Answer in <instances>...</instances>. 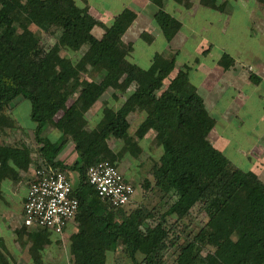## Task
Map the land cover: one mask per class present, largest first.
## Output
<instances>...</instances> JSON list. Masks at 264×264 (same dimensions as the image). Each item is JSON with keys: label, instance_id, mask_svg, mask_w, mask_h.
Returning a JSON list of instances; mask_svg holds the SVG:
<instances>
[{"label": "trees", "instance_id": "16d2710c", "mask_svg": "<svg viewBox=\"0 0 264 264\" xmlns=\"http://www.w3.org/2000/svg\"><path fill=\"white\" fill-rule=\"evenodd\" d=\"M150 1L157 7L154 23L170 41L181 22L164 10V0ZM175 1L190 6L189 0ZM258 1L264 5V0ZM200 2L219 8L215 0ZM23 21L55 27L58 41L41 49L31 33L17 31L16 24ZM98 24L88 7L76 0H0V130L13 128L12 104L29 100L33 132L41 143L39 151L57 166L59 149L42 133L62 110L56 127L73 142L80 159L77 163H82L72 191L78 199L73 219L80 228L70 238L71 262L67 264H105L103 255L118 240L123 241L134 264H162L170 229L166 216L183 220L197 204L206 211V221L182 247L175 264H264V181L255 172L237 167L210 142L214 119L189 80L190 67L184 65L170 75L167 68L175 59L156 52L149 66L142 68L127 59L132 44L124 41L123 35L129 22L115 17L100 37L92 32ZM82 46L86 50L76 63L59 53L62 47ZM90 63L101 74V81L78 83L77 76ZM219 63L226 69L233 59L224 52ZM113 82H118L116 91L124 93L125 100L118 108H103L101 119L85 141L84 114ZM77 90V100L67 106L69 96ZM134 111L145 113L136 134L142 137L154 130L162 148L152 171L155 185L163 194L173 196L153 225L145 223L140 212L125 215L124 207L130 201L114 207L102 199L86 175L88 167L101 159L116 163L117 153L109 148L107 138L129 144V118ZM205 245L214 250L203 256L199 250ZM137 253L143 255V261L136 259ZM32 259L41 264L37 253ZM0 264H9L1 251Z\"/></svg>", "mask_w": 264, "mask_h": 264}, {"label": "rangeland", "instance_id": "374dc122", "mask_svg": "<svg viewBox=\"0 0 264 264\" xmlns=\"http://www.w3.org/2000/svg\"><path fill=\"white\" fill-rule=\"evenodd\" d=\"M91 1H94V5L92 6L93 9L99 12L104 2L102 0ZM189 1V7L171 2V4L169 3L165 7L168 13L178 20L182 19V21L185 22L187 31L188 29L191 30L189 36L190 40L188 42L185 38L186 33H183L180 35V37L182 36L180 40L173 41L166 49L164 47L155 46L166 59H176V61L173 64L171 63L167 68L170 75H174L177 69L181 68L180 65L183 62L182 60H185L187 55L189 56V61H191V59H193L192 56H198L199 53L209 50L207 46H204L203 38L205 36L215 41L219 46V49H217L219 51L232 50L229 46L232 44L234 52L237 55L236 57L239 58L240 62H242L241 58L244 57L246 52L253 51L256 54H261L260 59H253V62L251 60L249 63L257 66L261 64L264 59V5L258 0H215L219 8H214L202 4L200 0ZM80 4L82 5V3ZM93 9L92 13L95 17H98L99 15H96ZM112 15V11H110L109 16L105 15L101 19L105 22H109L112 20ZM122 15L124 20L128 21L131 19L130 13L124 12ZM16 29L18 32L28 31L31 33L34 40H36V44L44 50L53 47L58 41L57 37L59 30L55 27H39L36 24L23 21L22 23L16 24ZM97 35H100V33H97ZM245 36L251 37L252 40H250V44H248V38H244ZM197 38H200V40L198 41ZM133 42L134 41H131L133 45L127 59L136 64L135 59L144 57L142 58L143 64L151 62L150 59H152L151 57L153 56V46L145 45L140 39ZM85 50L86 46H82L79 49H67L62 47L59 53L61 56H66L70 58L73 63H76L82 57ZM92 66L93 65L90 63L87 69L79 73L77 76L78 83H81L83 80L101 81V74L93 70ZM249 67L250 65H248L247 61L242 66L243 69L247 70V75L254 69V66L251 67L252 69ZM252 80L254 81L255 78ZM251 85L252 89H254L253 84ZM117 86L118 82H113L108 86V91L112 92V89L115 88V92H119L116 91ZM258 89H260V86H256L253 93L248 96L247 104L250 107L249 111L248 108H242V106H238L234 110L236 120L239 122L242 119L241 121H243V123H239L240 125L238 127L230 131L231 137L223 139L221 148L226 152L225 155L233 164L243 170H253L259 178L264 181V127H262L264 125V119L262 117L264 108H260L259 105L255 104L256 101H259V99L263 97V95H261V97L258 95ZM114 93L113 97H103L102 95V97L85 112L84 128L87 131L90 132L91 129L96 127L102 117L103 108L105 106H112L114 108L118 106L119 103L118 101L116 102L118 96ZM119 94L123 97L122 94L124 93L119 92ZM77 96L78 90L69 96L66 105L69 106L76 101ZM257 96H259V98ZM29 104L30 102L27 99L23 100V104H20L18 115L20 121L17 122V124L21 126L18 130L21 129V131L27 135V139H24V141L28 140V147L34 150L36 147L34 148L31 145V140L34 139L33 129H28L33 125V121L29 118ZM16 110H18V108ZM62 114V110L55 114V123L59 121ZM144 115L145 113L143 111H134L131 113L129 118V134L133 137L130 136L131 142H129V144L127 141L114 137L107 138V144L113 153H117L115 155V160L124 178L129 183L133 184L135 188L130 202L124 207L123 211L125 215L140 212L141 217H145V223L153 225L168 209L173 200V196H170V194H163L155 185V179L152 175L154 165L158 163L159 157L162 154L161 145L155 138V131L150 129L142 137L136 134V128L144 118ZM229 117L231 116L229 115ZM55 123L48 126V131H51L49 133L50 137L48 138L52 142H55L53 139L56 138H53V135H55V137L57 134L59 135V145H57L59 150L60 147H63L65 144H70L74 147L73 142L65 138L56 127ZM256 124L262 128H259ZM252 125H256L259 128L255 130L254 133L248 130V128H254ZM14 126L15 119L12 129H14ZM214 134L215 133L212 132L209 136L211 143L217 141ZM244 134L247 136L243 137ZM261 135L262 137H260ZM43 136H45V134ZM72 153L74 154L68 155V159L65 157L66 160L63 162L65 165L70 166V168L74 165L77 171V167L82 163H77L80 159L72 163L76 154L75 151ZM62 155L66 156L67 153L64 152ZM71 176V182L73 185H76L78 183L77 179L74 175ZM166 219V225L170 226V229L168 230L166 248L162 251L160 260L162 264H175L182 247H184L187 241H190L192 236L203 227L206 221V211L200 204H197L183 220L174 221L171 215L166 216ZM73 223L75 229L72 232L65 230L61 234L54 233L50 230L43 232L37 228L23 227L21 230L26 229L28 233L26 239H28L27 249L29 250L28 253L30 258H32L33 254L37 253V255L40 256L42 264L70 263V238L80 228L76 219ZM1 248L4 251L1 252L8 259L11 255H8L9 253L6 251L7 249L5 250L3 245ZM213 250L214 247L205 245L202 246L199 251L201 255L206 256L211 254ZM53 256L56 258L54 262L52 261ZM43 257H45V260ZM102 259L105 264H134L126 253V247L122 240H118L112 248L107 250ZM136 259L138 261H143V255L137 253ZM9 264L11 263L9 262Z\"/></svg>", "mask_w": 264, "mask_h": 264}, {"label": "crops", "instance_id": "0c3cea01", "mask_svg": "<svg viewBox=\"0 0 264 264\" xmlns=\"http://www.w3.org/2000/svg\"><path fill=\"white\" fill-rule=\"evenodd\" d=\"M104 3L100 7V11L93 9L94 1L91 0H76L78 4L82 3L81 6H87L90 13L95 11L98 17H95L100 24L95 25L92 29V32L95 36L100 37L104 33V26H109L115 17L123 16L122 14L130 13V20H128V28L123 35L124 41L131 42L136 41L137 39L142 40L145 45L153 46L152 53H160V50H157L156 47H164L165 49L171 45L173 41L180 40V35L186 33L185 38L187 42L190 40L191 30L186 29V24L182 19H179L181 22V27L179 31L172 37L170 41H167L158 26L154 23L153 15L156 12L157 7L150 0H102ZM180 4L175 0H164L163 8L166 11V6L169 3ZM91 3V4H90ZM170 3V4H171ZM112 11V20L109 22H105L102 17L105 15L109 16V12ZM181 11V10H180ZM203 19V18H202ZM100 33V35H97ZM244 38H248V44H250L251 37L245 36ZM245 39V40H246ZM199 41L200 38H197ZM133 42V43H134ZM204 46H207L208 51H203L198 54V56H192L193 59L189 61V56L187 55L185 60H182V66L190 67L189 70V80L196 87V91L201 95L204 104L206 106L207 111L210 116L214 119V127L210 134L214 132V136L217 141L212 144L218 148L221 152L226 154V152L221 148L223 144V139L230 138L231 132L235 127H238L243 121H237L235 118L234 110L238 106H242V108H248V96L252 94L256 86H260L259 96L263 95L259 101H256L255 104L259 105L260 108H264V59L261 62V66H257L255 64H249L253 59H260L261 54H256L253 51L246 52L244 57L241 58L242 62L237 58L234 48L231 45L230 51L223 50L219 51V46L215 43L214 40L209 39L208 36L203 38ZM246 42V41H245ZM133 45V44H132ZM229 54V56L233 59V63L228 68H222L219 63L220 57L223 53ZM161 54V53H160ZM194 55V54H192ZM142 58L138 57L135 59L137 65L142 68H147L151 62L148 64L142 63ZM152 58V57H151ZM151 60V59H150ZM176 61V59L174 60ZM247 61L249 68L253 67V71L246 74V69H243L242 66ZM252 69V68H251ZM254 75L255 80L253 81L252 76ZM248 77V78H246ZM261 77V78H260ZM263 78V79H262ZM254 89H252V85ZM108 87L105 88L103 93V97L112 96L115 92V88L112 89V92L108 91ZM252 90V91H251ZM117 95L116 102L118 101V108L123 101L125 100L126 95L122 94L123 97L119 94V92H115ZM259 96H257L259 98ZM24 99H20L16 101L11 106V116L15 119L14 129L9 130H0V251H3L1 246L5 247V250L11 255L8 257V261L11 264H32V258H30L27 242L28 233L23 229L22 224V209L23 203L26 197L27 189L29 183L35 178L34 170L38 168H62L68 177H72L74 175L75 178L79 179V173L76 171L74 165L70 168V166L65 165V157L68 159V155L74 154V147L70 144H65L63 147H60L59 152L56 154L55 161L59 163L57 166L49 163L46 158L42 155L41 151H39V147L41 143H39L34 135V139L31 137V145L35 148L34 150L30 149L27 135L18 128H20L19 122V107L20 104H23ZM18 108V110H16ZM29 118H30V104H29ZM231 110V111H230ZM229 115L231 117H229ZM223 116V117H221ZM264 119V112H263ZM252 124V123H251ZM257 125V124H256ZM252 125L254 128H248L251 133H254L255 130H258L262 127ZM23 126V125H22ZM34 123L31 128L34 131ZM49 126V125H48ZM48 126L43 131V135L45 137H50L48 131ZM26 127V126H23ZM226 129V130H225ZM87 133L86 140H89V131L85 129ZM54 133V132H53ZM210 136V135H209ZM247 136V135H243ZM259 137V136H258ZM262 137V135L260 136ZM259 137V138H260ZM53 139L55 141V147L59 145V135L56 137L53 135ZM209 138V137H208ZM85 143V142H84ZM7 148H12L8 150ZM14 148V149H13ZM264 150V148H263ZM262 150V151H263ZM67 151V152H66ZM67 153L66 156L62 155L63 153ZM256 152V151H255ZM76 153V152H75ZM79 158L77 154L72 160V163L77 161ZM64 161V162H63ZM71 163V164H72ZM118 166V163H116ZM119 168V167H118ZM120 170V169H119ZM253 171V170H251ZM77 172V175H76ZM254 172V171H253ZM73 184V183H72ZM75 185H73L74 187ZM74 220L71 219L68 224L63 229L72 232L75 229ZM33 228L42 229L37 226H31ZM29 228V227H26ZM62 232V233H63ZM4 252V251H3ZM7 258V257H6ZM10 258V259H9ZM45 260V257H43ZM55 257H52V261H55ZM58 259V258H57ZM31 260V261H30ZM42 264V263H41Z\"/></svg>", "mask_w": 264, "mask_h": 264}, {"label": "built area", "instance_id": "2783aa9c", "mask_svg": "<svg viewBox=\"0 0 264 264\" xmlns=\"http://www.w3.org/2000/svg\"><path fill=\"white\" fill-rule=\"evenodd\" d=\"M34 174L23 203L22 224L61 234L78 210L73 184L60 168H38ZM86 175L98 195L114 207L127 204L134 193L117 164L108 159L90 165Z\"/></svg>", "mask_w": 264, "mask_h": 264}]
</instances>
